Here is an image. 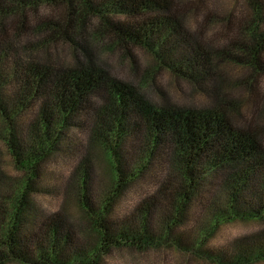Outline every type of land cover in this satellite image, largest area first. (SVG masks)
<instances>
[{
	"label": "trees",
	"instance_id": "16d2710c",
	"mask_svg": "<svg viewBox=\"0 0 264 264\" xmlns=\"http://www.w3.org/2000/svg\"><path fill=\"white\" fill-rule=\"evenodd\" d=\"M41 7L50 11L45 18ZM93 43L100 51L118 48L132 62L134 50L146 52L151 70L122 79ZM225 67L247 75L232 80ZM160 71L187 82L208 105L150 101ZM263 79L264 0H232L229 8H218V0H0V140L21 174L8 189L0 175V264H107L120 248L180 247L174 234L188 209L202 206L203 192L218 184L224 201L208 208L199 246L222 223L264 220V127L247 121L230 96L249 92L254 115L264 117ZM28 110H36L29 125ZM72 129L91 130V148L104 153L110 171L100 192L92 190L89 156L74 174L69 196L88 221L85 238L61 213H40L32 201L47 162L76 154ZM135 138L137 148L128 143ZM155 152L168 166L157 199L137 217L118 218V200ZM252 241L233 264L264 260V236Z\"/></svg>",
	"mask_w": 264,
	"mask_h": 264
},
{
	"label": "rangeland",
	"instance_id": "374dc122",
	"mask_svg": "<svg viewBox=\"0 0 264 264\" xmlns=\"http://www.w3.org/2000/svg\"><path fill=\"white\" fill-rule=\"evenodd\" d=\"M189 1V0H182ZM232 0H218V8L231 7ZM41 17L45 18L50 14L49 9L41 7L39 9ZM199 21V20H198ZM192 28L197 29L194 18L187 21ZM213 29L209 30L208 36L212 35ZM224 41H219L222 45ZM107 43V42H105ZM104 43V44H105ZM92 46L98 51V59L108 64L110 70L122 79L134 82L139 77H144L153 65L150 56L141 50H134V62L130 58L122 59L118 48L114 52L107 50L100 51L96 44ZM62 60L69 61L68 53H62ZM226 76L236 79L238 76L247 75L246 70L239 68L225 67ZM154 79L148 90V99L155 103H161L163 98L168 103L179 106L204 107L208 105V100L203 95H191V90L187 82L176 80L168 71L154 73ZM261 91L264 93V79L259 83ZM231 99L239 101L241 104V114L247 121H252L259 127H264V117L254 115L253 106L250 101V94L245 90H234L230 94ZM99 102V100H98ZM36 111V110H35ZM33 110L27 111L23 117L27 125L34 120ZM90 123V122H89ZM87 124L91 127L92 124ZM1 124V119H0ZM87 129V128H86ZM74 130L78 145L76 154H60L57 158L49 160L44 169V176L40 186V192L32 198L36 209L43 214L61 213L79 229L81 236L89 235L88 221L81 216L70 200L71 186L75 181V172L81 165V161L86 156L91 158L94 172L92 171V190L100 192L101 187H105L110 180L109 166L104 153L97 147L91 148V130ZM134 141V144H133ZM136 138L129 140V144L137 148ZM83 145V146H82ZM130 149V148H129ZM131 152V151H130ZM129 152V153H130ZM89 154V155H88ZM130 156V155H129ZM167 162L164 154L155 152L151 155L149 165H147L144 175L133 183L121 196L116 204V215L118 218L137 217V210L146 208V203L154 202L157 199V192L160 185L168 176ZM0 175L6 184L5 189L11 185H17L21 179V174L14 170L8 153L0 140ZM2 181V179H1ZM220 181V180H219ZM218 181V182H219ZM8 185V186H7ZM218 184L215 187H207L201 195L202 206L197 202L188 209L187 221L176 230L174 236H180L182 245H162L158 248H151L144 251H137L127 248L114 250L106 258L107 264H233L236 261L239 248H246L253 245L254 239L264 236V220L241 219L220 224L212 233H208L206 239L197 244L206 228L208 208L212 206L218 209L224 199L218 194ZM219 195V196H218ZM220 197V198H218ZM215 203V206H214ZM156 220V217H155ZM157 222V220H156ZM195 242V243H194ZM192 247V250H191ZM191 250V251H190ZM247 264H264V260Z\"/></svg>",
	"mask_w": 264,
	"mask_h": 264
}]
</instances>
